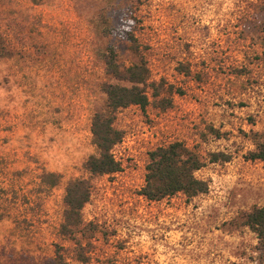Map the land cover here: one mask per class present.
Wrapping results in <instances>:
<instances>
[{
    "label": "rangeland",
    "instance_id": "rangeland-1",
    "mask_svg": "<svg viewBox=\"0 0 264 264\" xmlns=\"http://www.w3.org/2000/svg\"><path fill=\"white\" fill-rule=\"evenodd\" d=\"M263 30L264 0H0V264H49L54 244L75 264H264L240 219L264 206V162L244 157L264 141ZM139 60L149 103L116 114L120 171L90 176L103 88L129 86L107 64ZM175 141L203 158L208 191L149 201L148 153ZM73 179L92 190L69 240Z\"/></svg>",
    "mask_w": 264,
    "mask_h": 264
},
{
    "label": "trees",
    "instance_id": "trees-1",
    "mask_svg": "<svg viewBox=\"0 0 264 264\" xmlns=\"http://www.w3.org/2000/svg\"><path fill=\"white\" fill-rule=\"evenodd\" d=\"M1 49L0 43V58L6 57L8 54H3ZM107 65L113 75H122L129 86L108 84L103 88L104 103L93 113L90 121L92 143L96 150L84 163V168L90 176L111 175L120 171V163L113 155V148L122 139L121 132L114 126L116 114L129 106L144 110L149 103L147 90L152 86L149 83V68L142 60L124 68L122 72L112 61ZM244 157L250 161L264 162V141L256 142L255 149ZM229 159L228 154L211 153L208 161L227 162ZM204 165L205 162L199 153L183 142L175 141L158 146L148 153L140 195L149 201H160L176 194H183L187 198L205 194L208 191V183L195 176V172ZM52 177L55 178L52 185L56 186L59 179ZM91 190L87 179H73L66 184L62 199V222L59 225L62 237L72 240L82 234L81 211L89 201ZM240 219L241 223L255 234L258 250L264 254V206L252 207L244 212ZM76 262L86 263L80 258ZM49 264L75 263L66 261L62 256L61 247L54 244Z\"/></svg>",
    "mask_w": 264,
    "mask_h": 264
}]
</instances>
